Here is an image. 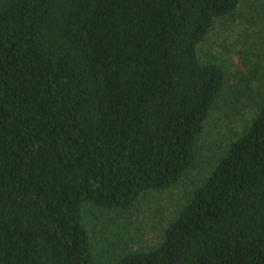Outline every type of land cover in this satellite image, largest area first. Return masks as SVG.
<instances>
[{
	"label": "trees",
	"instance_id": "1",
	"mask_svg": "<svg viewBox=\"0 0 264 264\" xmlns=\"http://www.w3.org/2000/svg\"><path fill=\"white\" fill-rule=\"evenodd\" d=\"M240 0H0V264H94L82 207L177 184L225 75L198 46ZM264 264V103L151 251Z\"/></svg>",
	"mask_w": 264,
	"mask_h": 264
},
{
	"label": "rangeland",
	"instance_id": "2",
	"mask_svg": "<svg viewBox=\"0 0 264 264\" xmlns=\"http://www.w3.org/2000/svg\"><path fill=\"white\" fill-rule=\"evenodd\" d=\"M198 59L220 66L225 79L198 138L194 164L170 189L145 193L128 210L85 204L82 223L94 264H116L128 253L157 247L168 224L250 126L264 103V0H240L230 17L216 20L198 46Z\"/></svg>",
	"mask_w": 264,
	"mask_h": 264
}]
</instances>
